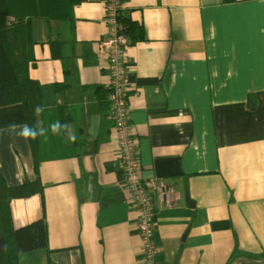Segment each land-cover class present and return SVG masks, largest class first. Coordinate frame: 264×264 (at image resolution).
<instances>
[{"label": "crops", "instance_id": "crops-1", "mask_svg": "<svg viewBox=\"0 0 264 264\" xmlns=\"http://www.w3.org/2000/svg\"><path fill=\"white\" fill-rule=\"evenodd\" d=\"M107 3L32 22L37 124L48 131L34 149L1 129L0 171L9 187L40 180L45 208L35 194L11 210L16 228L45 216L50 253L20 264H146L105 90ZM123 5L137 26L127 66L141 174L177 194L172 207L154 199L158 264H264V0ZM56 42L62 58H53ZM57 121L74 140L52 134Z\"/></svg>", "mask_w": 264, "mask_h": 264}, {"label": "trees", "instance_id": "trees-1", "mask_svg": "<svg viewBox=\"0 0 264 264\" xmlns=\"http://www.w3.org/2000/svg\"><path fill=\"white\" fill-rule=\"evenodd\" d=\"M90 1L103 0H0V130L22 124L36 127L38 114L34 109L44 106L42 86L30 76V69L36 64L33 20H71L74 7ZM120 21L124 32L136 38L137 26L124 10ZM58 46L59 43H52L53 58L63 57L55 50ZM30 140L35 149L36 139ZM35 194L41 195L44 209L43 186L39 179L9 187L0 171V264H20V257L32 252L50 253L45 216L24 227L14 226L11 202Z\"/></svg>", "mask_w": 264, "mask_h": 264}, {"label": "built area", "instance_id": "built-area-1", "mask_svg": "<svg viewBox=\"0 0 264 264\" xmlns=\"http://www.w3.org/2000/svg\"><path fill=\"white\" fill-rule=\"evenodd\" d=\"M122 10H124V5L120 0L108 1L105 22L108 24L109 31L108 36L102 41L109 71V81L105 85V90L115 120L119 163L124 173V187L129 191L138 213V230L143 243L144 261L146 264H158L161 248L155 238L157 223L154 201L156 200L164 207H172L177 200V194L175 188L165 179L160 177L144 179L141 174L137 140L129 123L127 60L130 39L124 32V26L120 21Z\"/></svg>", "mask_w": 264, "mask_h": 264}, {"label": "clouds", "instance_id": "clouds-1", "mask_svg": "<svg viewBox=\"0 0 264 264\" xmlns=\"http://www.w3.org/2000/svg\"><path fill=\"white\" fill-rule=\"evenodd\" d=\"M42 106H36L34 111L39 114L43 111ZM8 131L15 135L18 138H23L25 140L27 139H36L38 136H45L48 129H45L42 127L39 123L36 125V127H32L28 124H22L20 126L12 125L9 127ZM50 131L53 135L60 134L62 132H66L67 136L70 140H74L75 136L72 132L71 125L69 124H62L61 122L57 121L55 123H52L50 125Z\"/></svg>", "mask_w": 264, "mask_h": 264}, {"label": "rangeland", "instance_id": "rangeland-1", "mask_svg": "<svg viewBox=\"0 0 264 264\" xmlns=\"http://www.w3.org/2000/svg\"><path fill=\"white\" fill-rule=\"evenodd\" d=\"M23 257H26V256H23ZM24 260H25V258H24Z\"/></svg>", "mask_w": 264, "mask_h": 264}]
</instances>
